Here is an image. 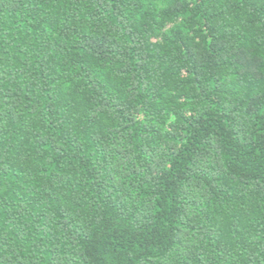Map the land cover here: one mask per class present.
<instances>
[{
  "label": "trees",
  "instance_id": "1",
  "mask_svg": "<svg viewBox=\"0 0 264 264\" xmlns=\"http://www.w3.org/2000/svg\"><path fill=\"white\" fill-rule=\"evenodd\" d=\"M0 264H264V0H0Z\"/></svg>",
  "mask_w": 264,
  "mask_h": 264
}]
</instances>
